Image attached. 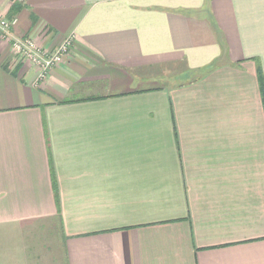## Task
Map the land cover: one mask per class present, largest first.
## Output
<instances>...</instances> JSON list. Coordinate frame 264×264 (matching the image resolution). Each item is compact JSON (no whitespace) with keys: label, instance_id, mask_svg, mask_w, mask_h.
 <instances>
[{"label":"crops","instance_id":"0c3cea01","mask_svg":"<svg viewBox=\"0 0 264 264\" xmlns=\"http://www.w3.org/2000/svg\"><path fill=\"white\" fill-rule=\"evenodd\" d=\"M0 13V264H264V0Z\"/></svg>","mask_w":264,"mask_h":264},{"label":"built area","instance_id":"2783aa9c","mask_svg":"<svg viewBox=\"0 0 264 264\" xmlns=\"http://www.w3.org/2000/svg\"><path fill=\"white\" fill-rule=\"evenodd\" d=\"M17 22V19H8L0 13V39L10 41L16 59L35 66L39 71L38 78L44 80L52 70L63 63L65 57L71 52L73 37L52 52H46L32 37H18L13 33Z\"/></svg>","mask_w":264,"mask_h":264},{"label":"trees","instance_id":"16d2710c","mask_svg":"<svg viewBox=\"0 0 264 264\" xmlns=\"http://www.w3.org/2000/svg\"><path fill=\"white\" fill-rule=\"evenodd\" d=\"M19 9H20V6L14 5L12 7V9L10 10V13H9L8 17L13 18L17 14V12L19 11ZM261 84H263V82H261Z\"/></svg>","mask_w":264,"mask_h":264}]
</instances>
